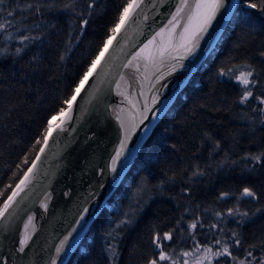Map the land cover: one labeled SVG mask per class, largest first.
I'll return each mask as SVG.
<instances>
[{"label":"trees","instance_id":"obj_1","mask_svg":"<svg viewBox=\"0 0 264 264\" xmlns=\"http://www.w3.org/2000/svg\"><path fill=\"white\" fill-rule=\"evenodd\" d=\"M130 2L0 3V208ZM262 9L264 0H238L66 264H149L159 251L196 249L208 264H264ZM248 71L252 96L242 104L238 78Z\"/></svg>","mask_w":264,"mask_h":264},{"label":"water","instance_id":"obj_2","mask_svg":"<svg viewBox=\"0 0 264 264\" xmlns=\"http://www.w3.org/2000/svg\"><path fill=\"white\" fill-rule=\"evenodd\" d=\"M237 2L224 0L203 27L197 0H135L138 7L119 20L71 105L52 120L63 121L65 131L57 128L43 141L9 194L18 193L0 218V264L67 263L155 125L217 43ZM25 176L21 191L17 186Z\"/></svg>","mask_w":264,"mask_h":264},{"label":"snow or ice","instance_id":"obj_3","mask_svg":"<svg viewBox=\"0 0 264 264\" xmlns=\"http://www.w3.org/2000/svg\"><path fill=\"white\" fill-rule=\"evenodd\" d=\"M0 3H3V0H0ZM224 5V0H197V3L195 5V8H196V12L197 14L201 17V24L203 27H206L208 24L211 23L212 19L216 16V13L217 11L223 7ZM134 7H138V5L135 3V0H132L131 3H129L124 9H123V13L121 14L120 16V22L123 23L124 20H125V14L128 13L129 9H132ZM248 7L250 8H256L257 5L254 4V3H249L248 4ZM204 10L203 12L201 10ZM264 10V9H262ZM9 15H11V13H9ZM85 23H87V21H85ZM0 27H3V25H0ZM120 27V24H117L116 27H114L112 29L113 33H115L117 31V29ZM203 27L201 28V30H203ZM25 39H27V37H25ZM111 40L107 41L106 43H110ZM17 51L19 52L20 49H17ZM96 66V60H93L92 61V66L89 68V72H86L84 74V78H86L89 73L92 71V68H94ZM225 73H221V75H224ZM252 76V72L251 71H248V72H242L240 74V77L238 78L239 79V82L245 86L246 90L244 95H243V98L241 99V103L243 104L249 97L252 96V91L248 88L249 84L250 83H254V82H250L249 80V77ZM81 79V84L83 83V79ZM76 91L78 92L79 91V88L76 89ZM75 99V96H72L70 97L68 100L65 101L66 104H69L71 105V102L72 100ZM260 103L261 104H264V100H260ZM148 109L145 108V111H147ZM65 112V109L64 108H61L59 110V112L57 113V115H62L63 113ZM56 119V116H52L49 121H48V126L44 132V141H45V144H47V140H48V137L52 134V132L59 128V130L61 132L65 131V129L61 126L64 122L61 121V125H53L52 124V120H55ZM132 128H135V124L133 123L132 125ZM126 139H127V136H125V140H122L120 142V148L119 150L116 152V156L112 159V169L113 171L115 170V166H116V161L117 159L120 157V155L122 154L123 150H124V147H125V142H126ZM36 143H40V141H37ZM40 152L43 153L44 152V148L42 147L40 149ZM36 159H39V156L36 157ZM258 159V158H257ZM35 166V164L33 165ZM29 172L32 171V169L30 168L28 170ZM28 177L25 176V179L24 180H21L20 182V185H18L17 187L22 191L23 188L21 187V185H24L27 181ZM18 193H13L11 196L8 197V200L4 203V206L3 208H0V218H2L4 216V214L8 211V208L10 206V203L13 201L15 195H17ZM243 195L245 196H248V197H253L255 198V193H253L250 189L248 188H245L243 190ZM85 211H87V209H85ZM192 227H195V225H192ZM165 238H169V237H165ZM27 239L28 237L25 236L21 241H20V244H21V251H23V245L26 244L27 242ZM238 243V241H237ZM159 246V245H158ZM59 251V250H58ZM206 252H211L212 249L211 248H207L205 249ZM228 249L227 247H225L223 249V252H216L214 253V255L216 256H220V255H228ZM160 260H166L168 259V257H166L163 253H161L160 255ZM233 259H235V257H233ZM54 264V262H53ZM150 264H156V261L155 260H152L150 261ZM241 264H243V262L241 261Z\"/></svg>","mask_w":264,"mask_h":264},{"label":"rangeland","instance_id":"obj_4","mask_svg":"<svg viewBox=\"0 0 264 264\" xmlns=\"http://www.w3.org/2000/svg\"><path fill=\"white\" fill-rule=\"evenodd\" d=\"M168 239V238H166ZM159 247V246H158ZM157 247V248H158ZM160 249V248H158ZM202 249H196L195 253L190 255L182 254L180 258H174L170 253L159 251L157 255L156 264H208V255ZM163 253L168 259L160 260V255ZM195 257V259L193 258ZM150 264V263H149Z\"/></svg>","mask_w":264,"mask_h":264},{"label":"built area","instance_id":"obj_5","mask_svg":"<svg viewBox=\"0 0 264 264\" xmlns=\"http://www.w3.org/2000/svg\"><path fill=\"white\" fill-rule=\"evenodd\" d=\"M105 206H108L107 203L105 204Z\"/></svg>","mask_w":264,"mask_h":264}]
</instances>
